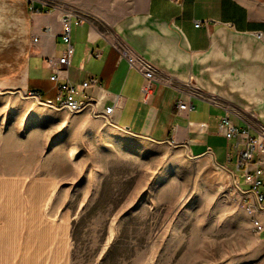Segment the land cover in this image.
Wrapping results in <instances>:
<instances>
[{
    "label": "crops",
    "instance_id": "1",
    "mask_svg": "<svg viewBox=\"0 0 264 264\" xmlns=\"http://www.w3.org/2000/svg\"><path fill=\"white\" fill-rule=\"evenodd\" d=\"M44 4L57 10H31ZM63 11L81 22L73 26L75 53L60 78L79 85L96 77L99 86L85 94L101 98L103 106L119 99L115 125L157 144L171 145L173 139L190 158L210 160L215 182L228 187L237 149L218 130L221 118L229 113L252 134L264 127V0H0V93L34 90L55 98L47 60L65 49ZM227 34L238 43L228 44ZM122 49L156 67L149 95L142 93L145 79ZM96 50L101 55L91 56ZM179 100L189 108L180 109ZM11 177L0 175V264H76L72 249L79 221L66 206L50 208L55 179ZM104 233L107 249L119 231L106 225ZM139 238L130 240L135 254L126 264H157L156 240L153 248Z\"/></svg>",
    "mask_w": 264,
    "mask_h": 264
},
{
    "label": "rangeland",
    "instance_id": "2",
    "mask_svg": "<svg viewBox=\"0 0 264 264\" xmlns=\"http://www.w3.org/2000/svg\"><path fill=\"white\" fill-rule=\"evenodd\" d=\"M209 161L87 113L0 93V175L55 179L50 208L66 206L79 221L76 264H126L139 236L153 248L156 240L157 264H264V233L232 188L219 190ZM106 225L119 231L107 249Z\"/></svg>",
    "mask_w": 264,
    "mask_h": 264
},
{
    "label": "built area",
    "instance_id": "3",
    "mask_svg": "<svg viewBox=\"0 0 264 264\" xmlns=\"http://www.w3.org/2000/svg\"><path fill=\"white\" fill-rule=\"evenodd\" d=\"M173 1L181 4L183 0ZM31 10L35 13L44 11L51 13L57 9L44 4L41 8L32 5ZM60 22L61 38L65 44V49L60 57L47 60L49 67L52 68L50 79L55 83V98L53 100L45 99L38 91L34 90H25L17 94L56 111L70 114L87 113L92 117L101 118L106 123L115 125L113 113L119 99L116 97L113 104L103 106L101 98H93L85 94V90L89 86H99L96 77H90L79 85L60 78V71L68 69L71 65L75 53L72 30L73 26L78 25L81 20H73L72 11H63ZM195 25L200 26L201 23L196 21ZM34 41H38V38H35ZM90 55L99 57L101 51L96 50ZM121 55L126 57L128 62L143 75L145 84L142 86V93L149 95L155 88L157 80L156 67L149 60L132 56L125 49L121 50ZM60 65H63V68ZM178 107L180 109L189 108L188 104L181 100L178 101ZM218 130L227 139L234 140L232 146L237 149L236 171H228L229 186L220 185L219 189L225 194L228 188H232L234 197L247 214L251 216L254 232L260 236L264 231V220L260 217L264 214V192L262 191L264 186V127L260 129L258 134H252L250 126H237L227 113L221 118ZM169 142L173 146L176 145L173 139ZM208 152H211L210 148H208ZM238 177L242 178L243 183L239 181Z\"/></svg>",
    "mask_w": 264,
    "mask_h": 264
},
{
    "label": "bare ground",
    "instance_id": "4",
    "mask_svg": "<svg viewBox=\"0 0 264 264\" xmlns=\"http://www.w3.org/2000/svg\"><path fill=\"white\" fill-rule=\"evenodd\" d=\"M220 190V189H219Z\"/></svg>",
    "mask_w": 264,
    "mask_h": 264
}]
</instances>
